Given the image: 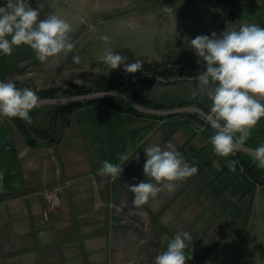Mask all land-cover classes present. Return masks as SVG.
<instances>
[{
  "label": "crops",
  "instance_id": "obj_1",
  "mask_svg": "<svg viewBox=\"0 0 264 264\" xmlns=\"http://www.w3.org/2000/svg\"><path fill=\"white\" fill-rule=\"evenodd\" d=\"M221 1L228 2L226 20H207L218 36L243 24L264 27V0ZM27 2L41 20L56 12L50 0ZM76 4L86 12L92 6L91 0ZM59 5L60 17L72 26L78 17ZM181 51L178 60L161 63L165 74L145 70L128 91L162 103L159 109L190 106L209 114L207 96L192 97L195 77L206 64H198L192 51ZM36 60L28 45L14 47L10 56L0 53V81L23 74ZM150 80L145 91H132ZM40 106L28 133L14 118L0 116V264H154L166 250L165 235L170 239L180 231L191 235L185 252L192 258L186 264H264V169L243 150L233 159L216 155L213 129L200 112L158 115L88 102L62 125L52 117L53 107ZM42 108L52 111L46 115ZM153 144L164 150L172 146L199 171L177 182L175 191H162L135 207L128 186L155 183L143 172L144 149ZM262 144L264 118L244 145ZM129 145V159L121 163ZM235 159L239 164L233 172L228 161ZM104 161L123 167L119 178L97 175Z\"/></svg>",
  "mask_w": 264,
  "mask_h": 264
},
{
  "label": "clouds",
  "instance_id": "obj_2",
  "mask_svg": "<svg viewBox=\"0 0 264 264\" xmlns=\"http://www.w3.org/2000/svg\"><path fill=\"white\" fill-rule=\"evenodd\" d=\"M165 12L172 14L171 7H164ZM40 13L29 5L27 0H6L0 6V53L10 56L14 47L28 45L41 63L64 52L74 50L70 32L72 26L56 14H49L39 19ZM105 44L110 37H100ZM188 47L206 64L205 70L195 77L198 81L195 98L207 96L212 102L208 123L213 129L210 144L216 155L228 157L235 155L236 150L245 144L251 130L264 118V27L257 24H243L238 30L224 31L221 35H197L190 41L185 38ZM80 57L73 56L78 63ZM100 60L110 69L124 66L126 73L141 71L143 64L136 60L126 63L127 57L106 48ZM40 97L30 88H17L12 81H0V116L19 118L27 124L32 123L30 113L37 108ZM238 134V135H237ZM129 151L120 154L121 163L129 159ZM144 174L154 180L128 186L133 193V205L140 207L159 193L175 191L177 182L197 174L199 169L183 158L182 154L169 145L168 150L153 144L146 149ZM253 160L264 169V144L254 150ZM239 161L229 160L228 168L235 172ZM123 167L104 161L97 175L111 177L114 181L120 177ZM243 172V166H240ZM166 250L161 251L154 264H186L191 255L186 254L187 241L191 235L180 231L169 239L164 237Z\"/></svg>",
  "mask_w": 264,
  "mask_h": 264
},
{
  "label": "rangeland",
  "instance_id": "obj_3",
  "mask_svg": "<svg viewBox=\"0 0 264 264\" xmlns=\"http://www.w3.org/2000/svg\"><path fill=\"white\" fill-rule=\"evenodd\" d=\"M50 2L55 8L54 14L61 15L58 10L61 2L78 17L72 25L74 31L69 34L74 50L49 57L44 63L36 60L29 68L23 69V74L11 76L9 81L14 82L17 88H30L35 92L54 87L56 96L53 97L86 93L89 87L97 91L95 87L104 85L130 90L127 85L130 84V88L138 85L136 76L145 71L146 62L176 61V57L182 55V49L195 54L187 46L185 38L190 41L197 35L210 36L213 31L207 20L211 24L212 18L226 20L228 3L221 0H91L92 6L86 12L83 9L79 11L76 4L81 0ZM166 2L170 3L163 4ZM165 6L173 9L172 14L165 12ZM218 8L223 15L218 14ZM164 24L169 25L162 26ZM103 35L110 37V43L105 44L100 39ZM106 48L127 57L126 63L141 61L142 70L126 73L123 65L110 69L100 60ZM76 55L80 57L78 63L73 61ZM197 61L198 64L205 63L200 58ZM42 109L46 115L52 111Z\"/></svg>",
  "mask_w": 264,
  "mask_h": 264
},
{
  "label": "trees",
  "instance_id": "obj_4",
  "mask_svg": "<svg viewBox=\"0 0 264 264\" xmlns=\"http://www.w3.org/2000/svg\"><path fill=\"white\" fill-rule=\"evenodd\" d=\"M145 70L150 73H156V74H165L168 70L167 67L164 64H161L159 62H146V68ZM142 73V72H141ZM141 73L136 76L138 78L139 76L141 77ZM152 80H150L149 84L146 85L145 87H140V88H134L132 91L137 92V91H145V89L149 88V86L152 84ZM113 86L110 85H104V86H97L95 89L97 91H102V90H109L112 89ZM128 95L132 98H134L138 103L143 104V105H148L152 107H157V108H162L164 105L162 103H157V102H148L145 99H140L137 96L131 94V92L125 90ZM37 95H39L42 98L46 97H53L56 96V89L52 87L51 89H41L36 92ZM88 102H101L105 103L109 106H112L114 108H123V109H128L132 110L135 112H139L135 107L131 106L129 103H127L122 97L120 96H111V97H105V98H99V99H92V100H84V101H74L68 104H60V105H55V104H49V105H43V106H51L55 109V112L52 117H58L61 124L64 125L67 121L68 115L70 112H72L76 107L88 103ZM42 105L40 107H43ZM35 111L36 109L32 110L30 113L31 117H35ZM17 124L22 128L23 131L28 133L31 129H33L36 125L33 122L31 124H27L24 121L20 120L19 118H14ZM53 124V122H51ZM31 140V139H30ZM239 153V152H236ZM231 159L235 158V155L230 156ZM236 160V159H235Z\"/></svg>",
  "mask_w": 264,
  "mask_h": 264
},
{
  "label": "water",
  "instance_id": "obj_5",
  "mask_svg": "<svg viewBox=\"0 0 264 264\" xmlns=\"http://www.w3.org/2000/svg\"><path fill=\"white\" fill-rule=\"evenodd\" d=\"M111 96H120L123 99H125L127 103H129L131 106L135 107L136 109L140 111H144V112L155 113L158 115H169V114H174V113L183 112V111L196 110L200 112L202 115H204V117H206L207 119L209 116V114L206 111L200 108L190 107V106H180V107L167 108V109L151 108V107L141 105L136 100H134L132 97H130L122 89L93 91L92 87H89L86 93L75 94V95H71L68 97L40 98L39 105H46V104H59L60 105V104H68L74 101L92 100V99H99V98H105V97H111ZM237 150H243V151L254 154L255 149L242 145Z\"/></svg>",
  "mask_w": 264,
  "mask_h": 264
}]
</instances>
